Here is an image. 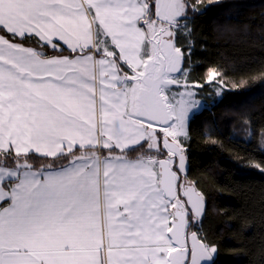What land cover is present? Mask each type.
<instances>
[{
    "label": "snow or ice",
    "instance_id": "1",
    "mask_svg": "<svg viewBox=\"0 0 264 264\" xmlns=\"http://www.w3.org/2000/svg\"><path fill=\"white\" fill-rule=\"evenodd\" d=\"M202 11L197 0H0V264H146L134 255L146 226L163 229L178 255L161 248L158 259L217 264L218 245L201 234L208 194L185 184L179 131L180 114L203 107L196 97L219 76L187 79L190 19ZM165 46L179 66L157 72ZM169 164L174 196L163 185ZM252 167L264 174V162Z\"/></svg>",
    "mask_w": 264,
    "mask_h": 264
},
{
    "label": "trees",
    "instance_id": "2",
    "mask_svg": "<svg viewBox=\"0 0 264 264\" xmlns=\"http://www.w3.org/2000/svg\"><path fill=\"white\" fill-rule=\"evenodd\" d=\"M197 3L187 79L203 84L211 69L219 76L187 122V181L208 194L201 234L218 245L217 264H264V174L252 167L264 162V0Z\"/></svg>",
    "mask_w": 264,
    "mask_h": 264
},
{
    "label": "crops",
    "instance_id": "3",
    "mask_svg": "<svg viewBox=\"0 0 264 264\" xmlns=\"http://www.w3.org/2000/svg\"><path fill=\"white\" fill-rule=\"evenodd\" d=\"M104 16L111 17L109 19L108 24H106V27H108L110 31H118L119 17L116 15V13L115 12L109 13L107 10H105ZM104 16H102V19L104 18ZM120 42L126 43L125 41H120ZM163 231H164L163 229L157 231L156 227L149 228L146 226L143 234L136 240V243L138 244L139 247L134 251V255L145 258L146 264H168V261L157 258V252L159 251V249L164 248L168 252L171 250L168 248V242L164 238ZM79 239L82 245L80 248L81 255L83 257H87L88 249L85 246H83L87 240L86 234H81Z\"/></svg>",
    "mask_w": 264,
    "mask_h": 264
},
{
    "label": "water",
    "instance_id": "4",
    "mask_svg": "<svg viewBox=\"0 0 264 264\" xmlns=\"http://www.w3.org/2000/svg\"><path fill=\"white\" fill-rule=\"evenodd\" d=\"M170 47V46H165ZM171 50V48H169ZM166 51V50H165ZM171 52L166 51V56L162 57L159 61H156L160 65V68H157L156 71L159 72L161 69L165 72H171L173 71L172 65L174 64L176 67L179 66V57L176 53L172 52L173 54H170ZM149 72H152V68H149ZM168 168H170V164L165 169V176L163 180V185L166 190H168L173 196L175 195V175L168 171ZM185 184L187 185L188 182L185 181ZM185 191L188 192L190 199L196 202L197 204V211H199V199H198V193H196L191 187L186 186ZM180 215V221L176 226V229L173 233V235L180 240L181 244L183 243V213L179 212ZM169 255L172 257V261H176L178 259V255L173 253L171 250L168 252ZM169 264V262H168Z\"/></svg>",
    "mask_w": 264,
    "mask_h": 264
},
{
    "label": "rangeland",
    "instance_id": "5",
    "mask_svg": "<svg viewBox=\"0 0 264 264\" xmlns=\"http://www.w3.org/2000/svg\"><path fill=\"white\" fill-rule=\"evenodd\" d=\"M170 47H165V50L167 52H171L170 54H173L172 51L169 49ZM177 80H179L180 83H183L184 82V79L185 77L184 76H178L176 77ZM214 93L216 96H218V93H219V89L218 87H215L214 86ZM172 94H175V89H173V93ZM198 100H200L198 97H196ZM201 101V100H200ZM199 109H192L190 113H183V114H180V119L183 121V127L179 129L180 132L184 133V140L186 138V127H187V122L190 118V116ZM188 182V181H187Z\"/></svg>",
    "mask_w": 264,
    "mask_h": 264
},
{
    "label": "flooded vegetation",
    "instance_id": "6",
    "mask_svg": "<svg viewBox=\"0 0 264 264\" xmlns=\"http://www.w3.org/2000/svg\"><path fill=\"white\" fill-rule=\"evenodd\" d=\"M187 182V181H186ZM180 209H181V211L180 212H182V209H183V205H180Z\"/></svg>",
    "mask_w": 264,
    "mask_h": 264
}]
</instances>
